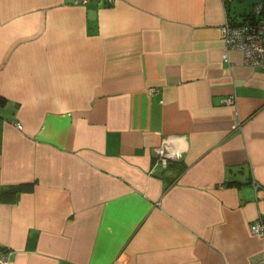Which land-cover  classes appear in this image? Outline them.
Wrapping results in <instances>:
<instances>
[{"label": "crops", "instance_id": "crops-1", "mask_svg": "<svg viewBox=\"0 0 264 264\" xmlns=\"http://www.w3.org/2000/svg\"><path fill=\"white\" fill-rule=\"evenodd\" d=\"M78 1L0 0V256L249 264L264 63L245 67L220 28L259 0Z\"/></svg>", "mask_w": 264, "mask_h": 264}, {"label": "built area", "instance_id": "built-area-1", "mask_svg": "<svg viewBox=\"0 0 264 264\" xmlns=\"http://www.w3.org/2000/svg\"><path fill=\"white\" fill-rule=\"evenodd\" d=\"M91 2L110 5L113 0H79L77 4L86 6ZM250 18L237 22L234 21L226 11L224 23L220 28V34L228 50H235L241 54L242 63L251 69H260L264 63V13L260 4H255L251 8ZM225 58V56H224ZM233 96L224 100V104L232 105ZM20 130L19 124H14ZM155 164L165 168L166 162L172 160L171 157L157 151ZM250 233L264 239V222L258 221L249 227ZM0 264H7V255L0 256ZM249 264H264V250L261 254L252 259Z\"/></svg>", "mask_w": 264, "mask_h": 264}, {"label": "trees", "instance_id": "trees-1", "mask_svg": "<svg viewBox=\"0 0 264 264\" xmlns=\"http://www.w3.org/2000/svg\"><path fill=\"white\" fill-rule=\"evenodd\" d=\"M257 4V3H256ZM258 4H260L261 5V7H262V13H264V0H259L258 1ZM106 6H109V5H106ZM250 13H249V15L248 16H246V18H250ZM226 185V184H225ZM16 190L17 189H14V191L16 192Z\"/></svg>", "mask_w": 264, "mask_h": 264}, {"label": "rangeland", "instance_id": "rangeland-1", "mask_svg": "<svg viewBox=\"0 0 264 264\" xmlns=\"http://www.w3.org/2000/svg\"><path fill=\"white\" fill-rule=\"evenodd\" d=\"M14 124H16V123H14ZM15 127V126H14ZM18 130V129H17Z\"/></svg>", "mask_w": 264, "mask_h": 264}]
</instances>
